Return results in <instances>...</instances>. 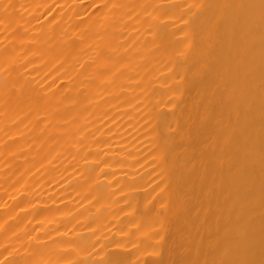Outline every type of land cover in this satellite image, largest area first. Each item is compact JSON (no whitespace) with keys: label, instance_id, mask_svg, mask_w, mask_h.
<instances>
[{"label":"bare ground","instance_id":"obj_1","mask_svg":"<svg viewBox=\"0 0 264 264\" xmlns=\"http://www.w3.org/2000/svg\"><path fill=\"white\" fill-rule=\"evenodd\" d=\"M0 264H264V0H0Z\"/></svg>","mask_w":264,"mask_h":264}]
</instances>
